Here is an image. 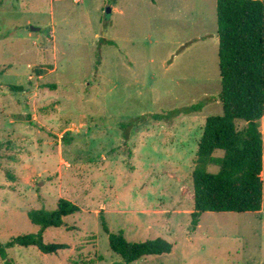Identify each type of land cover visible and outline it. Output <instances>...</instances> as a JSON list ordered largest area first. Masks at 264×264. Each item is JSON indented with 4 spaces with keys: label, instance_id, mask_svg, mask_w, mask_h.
<instances>
[{
    "label": "rangeland",
    "instance_id": "rangeland-1",
    "mask_svg": "<svg viewBox=\"0 0 264 264\" xmlns=\"http://www.w3.org/2000/svg\"><path fill=\"white\" fill-rule=\"evenodd\" d=\"M77 2L0 0V242L38 234L32 210H82L44 232L69 249L14 246L0 264H119L103 219L130 243L173 246L134 264H264V202L192 225L199 143L224 110L219 46L185 45L218 32L217 0Z\"/></svg>",
    "mask_w": 264,
    "mask_h": 264
},
{
    "label": "trees",
    "instance_id": "trees-1",
    "mask_svg": "<svg viewBox=\"0 0 264 264\" xmlns=\"http://www.w3.org/2000/svg\"><path fill=\"white\" fill-rule=\"evenodd\" d=\"M217 24L219 68L223 114L207 118L199 143L193 171L192 225L212 213H258L264 197V0H218ZM4 71L0 70V75ZM13 91L23 88L12 87ZM208 97L204 103H212ZM204 103L189 108L199 111ZM165 115H145L134 121L140 129L144 123L163 122ZM238 123H244L239 128ZM126 128V126H122ZM127 137V136H126ZM222 152L223 156H217ZM211 166L218 167L210 173ZM11 176V174H9ZM12 178V176L10 177ZM82 210L75 203L61 199L55 211L32 210L28 218L39 226L38 234L21 235L9 243L0 242V258L7 260V250L14 246L36 247L53 255L69 249L65 244H46L44 232L64 227L65 219ZM109 234L111 250L122 258L119 264H134L149 256L170 254L171 243L158 238L143 243H130L124 233ZM7 264L9 262H6Z\"/></svg>",
    "mask_w": 264,
    "mask_h": 264
},
{
    "label": "crops",
    "instance_id": "crops-1",
    "mask_svg": "<svg viewBox=\"0 0 264 264\" xmlns=\"http://www.w3.org/2000/svg\"><path fill=\"white\" fill-rule=\"evenodd\" d=\"M78 0H76V2H77ZM80 2H83V0L82 1H80ZM80 2H77V3H80ZM217 4H218V0H217ZM117 8L115 7V8H113V10H111V11H113L114 12V10L115 11H117L116 10ZM218 25V24H217ZM196 34V33H195ZM203 40H208V41H211V44H215L216 46H219V38H218V32L217 33H215V34H209V33H206V34H204V33H200V34H196V35H194V37H191L190 39H188V41H186V45H185V48L186 47H188V46H191V45H193V44H195V43H197V42H199V41H203ZM207 41V42H208ZM174 80H176L177 81V79H174ZM179 80V79H178ZM264 120V119H263ZM262 120V127H263V123H264V121ZM262 127H261V131H262ZM262 134H263V132H262ZM263 138H264V135H263ZM263 171H264V169H263ZM263 202H264V197H263ZM262 208H263V206H262Z\"/></svg>",
    "mask_w": 264,
    "mask_h": 264
},
{
    "label": "water",
    "instance_id": "water-1",
    "mask_svg": "<svg viewBox=\"0 0 264 264\" xmlns=\"http://www.w3.org/2000/svg\"><path fill=\"white\" fill-rule=\"evenodd\" d=\"M108 12H111V10L109 9ZM33 30H35V29H33Z\"/></svg>",
    "mask_w": 264,
    "mask_h": 264
}]
</instances>
